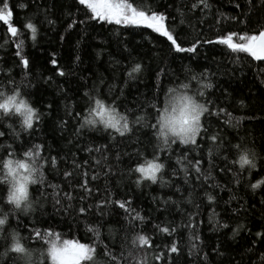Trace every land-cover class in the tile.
I'll list each match as a JSON object with an SVG mask.
<instances>
[{"label":"trees","instance_id":"trees-1","mask_svg":"<svg viewBox=\"0 0 264 264\" xmlns=\"http://www.w3.org/2000/svg\"><path fill=\"white\" fill-rule=\"evenodd\" d=\"M131 2V0H129ZM140 0H137L139 4ZM145 2L152 4L154 7L159 6L160 11L166 8L169 17L166 21V26L171 27L172 17L176 16L175 0H145ZM235 0H212L213 9L211 17L208 18L207 23L199 24L198 18L200 13L196 12L192 19L194 27H187L181 25L176 31L183 33L187 30L190 35L182 37L178 43L182 47H188L195 42L197 32L201 33L200 38H207L216 41L222 36H226L228 31H239L243 33L248 31L251 34L252 28L255 24L251 21L255 20L257 16H264V9H256L250 20V28L244 29L242 25H237L234 22L226 21L221 25L215 24L216 16L219 12L225 15H237L240 11L245 9V0H239L241 9L234 6ZM24 3L27 7L21 9L19 5ZM253 3L259 5L260 0H253ZM9 9L12 16L9 19L11 26L16 27L18 33H21L20 39L24 40L23 55L29 58L31 62V74L23 80L21 78L23 72L21 68H16V81L20 84L21 96L19 98L25 99L29 106L34 107L37 113H43L39 121H33V129L23 130V116L17 114L12 110L11 115L5 117L0 115V131L5 133L0 136V160H25L29 158L23 156V152L28 150L33 144H40L41 158L47 161L45 163V180L43 187L39 185H32L31 196L35 201L41 192L46 196L52 193L53 189L49 187L50 184L58 185L63 195L64 192H73L77 197L84 195L82 190L75 187L79 183H83L85 179L91 181V175L96 169L95 160L91 159L89 153L84 151L85 147L95 148L97 145L104 146L111 144L108 131L100 129L99 131L84 127L81 130L79 137L73 135L75 129L79 127V122L83 117L88 115L87 97L84 96L85 88L91 89L93 83L98 89H102L97 93L96 98L101 99L106 106L116 108V111L128 115L126 109L135 110L144 105L143 111H151V123H156V114L158 109L165 107L166 95L169 87H175L178 84L189 83L190 86L203 89V83L211 82L212 89H203L206 93V98L215 99L220 107L226 108L232 113L233 117H244L240 120L239 127H235V119H233V126L229 127L224 124L227 119L224 114L219 118L211 117L212 130H219L223 133L226 143L229 147L221 151L219 156L215 155L213 148L214 166L209 168L208 148L209 142L200 139L202 152L192 151L189 153L190 157L201 158V167L205 170V174L211 171L214 180H209L208 183L203 182V177L199 182L196 181L195 174L191 177V183L195 186L197 183L200 186L195 187L192 196L189 193L192 191L188 185L184 183L183 173L177 176L170 175V169L175 166L180 168L181 165L176 164V154L180 147L177 142L173 146L175 151L169 157L168 152L161 151L159 159L156 162L165 163V168L162 169L163 179L165 181L171 179L173 181L172 187H161L159 182L153 184L150 181L141 180L140 186L137 187L135 180L140 177L139 173L128 174L129 169H134L137 164H144L153 160L156 156L153 148L149 146V140L156 144V138L152 134L150 128L144 129L142 132L137 131L131 139L139 137L141 143H131L129 139L120 138L116 134V144L113 145L109 152L111 159L108 161L114 166L115 175L108 178L107 183L110 184L114 198L131 200L132 209L140 211L142 216L148 219L141 225L143 233L151 238L152 248L144 249L136 254L135 264H143L141 257L147 260V264H161V261L154 260V255L163 257L164 264H171L172 257L176 254H169L167 251L170 246L171 239L167 234L160 233L153 225L160 224L161 226H169L166 222L175 220L180 222V215L175 213V206H172L171 213L164 211H157L160 207L161 200L159 198L172 197L173 201L181 202V206L185 212L193 211L194 206L184 203L185 198L195 200L196 204L203 203L199 215L194 217L196 224L199 225L202 236L201 247L203 251L199 253L200 256L207 254L209 256V264H252L253 261L259 259V251L255 255L245 252L247 246L251 245L255 238V232L261 230L264 226V205L261 200L264 199V184H261L258 189L253 191L249 182H256L264 179V62H257L252 60L247 54H231L226 45H219L216 43L206 44L202 43L198 46V50L194 53H176L171 47V42L167 37L161 36L159 33L153 32L143 26H129L127 30H121L124 26L109 25L107 23L95 24L94 27H89L86 32L82 31L83 26L77 25L74 30L66 31V17L69 11L75 13L77 11L76 4L73 0H8ZM3 6V0H0V7ZM82 8L84 6H81ZM50 11L49 19L54 20L55 26L49 25L45 21V16L42 14L45 10ZM35 17L33 22L37 25L36 40L31 38L30 30H25V24L29 19ZM81 20L84 16L81 14ZM8 24L0 21V68L7 71L13 66V63H19V57L15 56L17 48L15 43H12L13 37L8 33ZM63 34L65 39L61 41L60 36ZM83 35V40H81ZM8 43H5V41ZM238 40V38L234 39ZM77 41H80V46L77 48ZM127 49V51L125 50ZM79 54L81 61H75V56ZM239 55L241 59H246L249 63L246 65L237 66L231 63V59H235ZM52 59L57 60V64L51 63ZM75 61L76 67L73 68ZM135 63L141 64L139 72L131 73V77H127L126 73L131 71ZM185 66L191 69V72L185 71ZM238 67H243V71L234 70ZM57 68H65V70L72 71L75 74L67 77H60ZM213 75L209 80H204L200 75L205 70ZM41 75L45 78L52 79L45 82V79L40 78ZM196 75L197 80H192L191 76ZM83 77V79H82ZM99 78H103L101 83ZM199 81V83H197ZM31 82V83H29ZM63 85L64 93L57 94V86ZM5 92L2 102L7 96L12 95L13 91L8 88L0 89ZM67 97L73 98L72 101H66ZM243 100L245 106L241 107L238 101ZM155 103L156 108H151V104ZM51 105V107H49ZM95 106V101L92 105ZM211 107V106H210ZM74 109L80 115H73L71 118L65 115L66 111ZM0 112H3L0 110ZM141 112H135V115H141ZM204 119V118H202ZM67 120L66 130L62 129L58 121ZM207 123V120H205ZM110 131V130H109ZM19 134V139H16L15 134ZM28 133H32L29 135ZM128 136V134H126ZM241 138L243 142L241 143ZM72 140L71 146L68 141ZM231 144H240L253 148L258 153L257 169L252 170L251 173L245 167L244 170L233 163L235 160V148H231ZM11 145V148L8 147ZM23 145V147H21ZM119 148L121 153H128L122 155L121 161L117 166L115 160L116 148ZM139 151V154L137 150ZM12 153L9 155V153ZM75 153L77 162L83 164L85 160L89 163L84 165L80 170V174L73 175V187H70L65 177L64 171H73L71 156ZM67 155L69 158L66 161H58L60 169L59 175L51 170L50 159L52 156ZM93 156H98L99 153H92ZM227 156V159H224ZM183 163V162H182ZM223 169V171H221ZM87 172V177L83 176ZM194 173V169H191ZM123 173V174H122ZM234 173H238L242 177L239 183L236 182ZM3 174L0 173V177ZM158 178L160 173L157 174ZM106 181L103 177L99 181L91 182L90 186L93 188V196L85 201V206L88 203H95L98 199H102L105 195L104 185ZM212 184L213 187H209ZM246 184L248 186L246 187ZM180 187V191H176V187ZM96 188L101 189L99 193L95 191ZM0 190H2L3 204H7L4 197L6 196L7 186L0 183ZM207 190L213 195L214 200L208 201L204 195ZM235 196V199L231 197ZM153 197L156 201L153 202ZM216 198H219V204L216 203ZM77 204L75 211L65 213L63 209L53 207L51 198L44 205L42 212L36 213H19V219L15 215H10L11 224L8 228H13L19 231L22 244L28 247L43 248L47 247L43 240L36 241L30 237L34 229H39L42 233L45 229L53 233H57L62 239H70L79 241L81 243L91 242L96 240L92 233L85 232V226L80 224L77 226L74 217L78 214V200L73 202ZM243 206V207H241ZM33 207H36L34 204ZM9 206L4 207L6 212ZM218 215L214 219L220 222H228L227 229H221L219 232L210 230L212 223L209 222V217L212 215V210ZM233 209H239V216L232 214ZM91 220L98 219L96 209L91 210ZM123 210L116 209V214L106 217L107 223L100 229V239L108 243L109 232L113 227L119 228L122 223ZM245 224V229L240 231V234L229 239L232 235V229L238 224ZM249 231L251 235H249ZM181 236H187L185 230H181ZM27 238V239H24ZM90 238V239H89ZM221 245V251L224 256H218L213 252V248L217 243ZM199 243V242H198ZM183 248V256L176 259V264H184V261H192V257L188 255V247L185 244L181 245ZM264 248V246H261ZM112 250V249H109ZM119 245H117V251ZM4 249L0 248V252ZM103 248L97 249V264H107V260L103 257ZM244 254L243 261L241 255ZM251 257V259H249ZM3 264V262H0ZM44 264H51L50 260H45ZM83 264V262H82ZM126 264H134L133 260L129 259Z\"/></svg>","mask_w":264,"mask_h":264},{"label":"snow or ice","instance_id":"snow-or-ice-1","mask_svg":"<svg viewBox=\"0 0 264 264\" xmlns=\"http://www.w3.org/2000/svg\"><path fill=\"white\" fill-rule=\"evenodd\" d=\"M231 2V0H230ZM73 3L77 6V11L72 13L68 12L65 23H66V31L74 30L75 26L82 25V31L86 32L89 27H94L95 24H100L103 27L104 23L109 25H117L124 26L121 30H127L129 26H144L147 29H151L155 33H159L161 36L167 37V40L171 42V47L174 48L176 53H194L198 50V46L202 43L206 44H219L226 45L227 49L230 50L229 55L231 54H247V56L251 57L252 60L257 62H264V16H257V18L251 21L252 24H255V28H252L251 34L248 31H244L243 33L239 31H228L226 36H222L218 38L216 41L200 38L201 33L197 32V37L195 42L191 43L188 47H182L178 40L182 37H187L190 33L185 30L183 33L176 31L181 25H186L187 27H194L192 24L191 17L194 16L196 12H199L198 23L205 24L208 21V18L211 17L213 3L212 0H175V11L176 16L172 17L171 27L166 26V21L168 20V16L166 13L168 9L166 8L164 11H160L159 6H153L150 3L145 2V0H140L139 4H137V0H73ZM81 6H84L83 8ZM234 6L237 9H241V3L239 0H235ZM21 9L27 7L26 4L21 3L19 5ZM264 9V0H260L259 5L253 3V0H245V9L240 11L237 15H225L222 12H219L215 19V24L217 26L221 25L222 22L231 21L237 25H242L244 29L250 28V20L256 9ZM45 16V21L49 25L55 26V21L49 19L50 15L49 10H45L42 13ZM84 16V19H80V15ZM12 16V12L9 9L8 0H3V6L0 7V21H3L5 24H8V33L13 37L12 43H15L17 51L15 52V56L19 57V63H13V66L8 68L5 71L3 68H0V89L8 88L13 91L12 95L7 96L2 102H0V110L3 111L5 117L11 115L12 110L15 113L23 116V130L27 131L28 129H33V121L34 119L39 121L41 115L43 113H37V110L34 107L29 106V103L22 98L20 91V84L16 81V68H21L23 72V76L21 78V84L23 80L27 78L31 74V62L29 58H25L22 52L23 45L25 43L24 40L20 39L21 33H18L16 27L11 26L9 23V19ZM35 17L29 19V22L25 24V30H30L31 38L33 41L36 40L37 35V25L33 22ZM238 38V40L234 39ZM61 41L65 39V36L61 34ZM81 40H83V35H81ZM5 43H8L7 39ZM80 46V41H77V48ZM3 47V45H0ZM127 51V49H125ZM75 61H81V56L77 54L75 56ZM75 61L73 62V68L76 67ZM51 63L53 65L57 64L56 59H52ZM231 63L237 66L246 65L249 63L246 59H241L239 55L235 59H231ZM141 70V64L135 63L134 67L131 68V71L126 73L127 77H131V73L139 72ZM243 71V67H238V69ZM186 72H191V69L185 66ZM261 72H264V69H260ZM58 75L60 77H67L69 75H74L75 73L72 71L65 70V68H57ZM204 80H209L210 76L213 75L209 73L206 69L204 72L200 74ZM40 78L45 79V82L52 79L51 77H43L41 75ZM83 79V77H82ZM101 83H103V78H99ZM192 80H197L196 75L191 76ZM31 83V82H29ZM181 87H187V85L181 84ZM84 96L87 97L88 102V115L83 117V121L79 122V127L75 129L73 135L79 137L81 135V130L84 128L83 123L87 122L91 124V129H95L99 131L100 129L96 128L95 125L97 121L103 125L105 131H108L109 138L111 144L100 146L97 145L95 148L93 147H85L84 151L89 153L91 159L95 160V168L99 169L93 171L91 175V181L85 179L83 183L77 184L75 187L82 190L84 195L77 197L73 194V192H64L63 195H60L62 189L59 188L58 185L50 184L49 187L53 189L52 193L48 196L45 193L41 192L39 196H37L36 200L33 203L36 207H31V210L27 213H36L42 212L44 205L48 202V199L51 198L53 202V207L59 209H63L65 213H69L71 211H75L77 204H74V201L78 200V214L74 217L77 226L80 224L85 226L86 236L87 233H92L96 240L86 243H81L79 241H74L70 239H62L61 236L57 233H53L48 229H45L43 233L39 229H34L33 234H30L32 239L36 241L43 240L47 245L46 248V257L43 252L40 255V264H44V261L50 260L51 264H97V249L103 248V257L107 260V264H126V261L129 259L133 260L134 264L136 261V254L144 249V246H147L148 249L152 248L151 238L143 233V228L141 225L148 219L145 216H142L140 211H135L132 209L131 204L133 203L131 200L127 199H117L114 198V193L112 192L111 186L107 183L108 178L110 176L115 175L114 166L108 161L111 159V154L109 149L116 144V134L119 135L120 138L129 139L131 143L140 144L141 141L138 136L135 139H131L132 136L137 131H143L144 129L150 128L152 130V134L157 139V129L158 126L163 128V121L165 119L164 112L167 110L165 107L164 111L160 109L157 110L156 119H159L161 123L158 125L157 123H151L152 112L151 111H143L144 105L136 108L135 110L126 109L128 115H125L120 120L115 119L116 108L112 106H106L101 99L96 98L97 93L102 91V89H98L96 84L93 83L91 89L87 88V85L84 86ZM213 84L211 82L203 83V89H212ZM200 90V97L202 98L203 105H193L191 114L189 115L188 122L181 129L182 138L179 140V146H188V147H180L179 152L176 154V164L181 165L180 168H176L173 166L170 169L171 176H177L180 173H183L184 183L192 189L189 193L191 197L193 192L195 191V187L200 186L197 183L195 186L191 183V177L195 174L196 181L199 182L201 177H203V182L208 183L209 180H214L211 171H208L205 174V170L202 169V159L195 158L193 163V158L190 157L189 153L192 151L202 152L203 149L200 145V139L202 138L204 141L209 142L208 148V156L209 159V168L214 166V160L211 159L213 155L212 149H215V155L219 156L221 151L226 150L229 147V143H226L225 137L221 131L218 129L212 130L211 117L219 118L221 114L227 117L224 120V124L232 127L233 119H235V127H239L240 120L244 119V117H233L232 113L229 112L226 108L220 107L215 99L206 98V93L204 90ZM173 89L171 87L168 88L165 93L166 98L169 93H172ZM64 93L63 85L57 86V94L61 95ZM4 92L0 91V96H3ZM66 101H72L73 98L67 97L65 94ZM95 101V106L92 105V101ZM241 107H244V101H238ZM211 106V107H210ZM51 107V105H49ZM151 108H156V104L152 103ZM135 112H141V115H135ZM65 115L71 118L73 115L79 116L80 113L76 112L74 109H69L66 111ZM129 117L132 119L130 120ZM204 118V119H202ZM207 120V123H205ZM67 120L58 121L60 127L66 130ZM110 130V131H109ZM32 135V133H28ZM128 134V136H126ZM5 133L0 131V136H4ZM16 139H19V134H15ZM243 142V138H241V143ZM68 145L71 146L72 140L70 139ZM149 146H151L156 153V156L153 160H150L147 165L137 164L134 169H129L128 174L131 175L134 173H139L140 177L135 180V184L137 187L140 186L141 180L150 181L155 184L159 182L161 187H172L173 181L171 179L165 181L163 179L162 169L165 168V163L156 162L159 159V153L161 151H167L169 157L175 151L173 146L177 145V141L173 139L169 142L167 139L164 141V146L161 148L157 146V144H153L151 140L148 142ZM240 144H231V148H238ZM3 145H0V148H3ZM11 148V145H8ZM23 147V145L21 146ZM41 145L33 144L28 150L23 152V156L29 158V161L32 164H35L39 160V168L31 167L25 160H16L13 162L12 160H5L3 163V167L6 170L4 175L0 177V183L4 184L3 181L8 177H12L17 183H19L18 178L23 174L24 171H29L30 176L39 172L41 177L40 181L37 183L33 180V185H39L43 187L46 183L45 180V163L47 161L41 158ZM116 156L115 160L117 162V166L121 161L122 155H128V153H121L119 148L115 149ZM139 149L137 150L139 154ZM246 151L251 153L252 159L251 161L247 159V157H241L242 163L240 170H244V165L247 164V170L249 173L252 170L257 169V159L258 153L250 147H247ZM99 153L98 156H93L92 153ZM12 153L10 152L9 155ZM68 156L65 154L63 156L57 155L52 156L50 159L51 170L54 171L57 175H59L60 169L58 167V161H66L68 160ZM224 159H227V156H224ZM73 171H64L63 176L68 182L70 187H73V175H79L80 170L84 167V165L89 163V160H85L83 164L77 162L75 158V153H72L71 156ZM183 162V163H182ZM233 163H236L235 161ZM194 169V173L191 171ZM223 171V169H221ZM160 173V177L158 178L157 174ZM123 174V173H122ZM88 173L85 171L83 173L84 177H87ZM236 177V182L239 183L242 179L238 173H234ZM103 177L106 181L104 185L105 195L102 199H98L94 204L88 203L85 206V201L93 196V188L90 186L91 182L99 181ZM250 183V187L253 191L258 189L261 184H264V179L257 180L256 182ZM5 185V184H4ZM248 184H246V187ZM209 187H213L212 184H209ZM95 191L99 193L101 189L96 188ZM176 191H180V187H176ZM204 195L206 196L208 201H213L214 197L207 190L204 191ZM2 190H0V211H3L4 207L9 206L8 204H3L2 201ZM233 196L231 199H235ZM156 197H153V202L156 201ZM161 205L157 208V211H164L166 213H171L172 206H175V213L179 214L181 219L180 222L177 223L175 220L167 221L166 223L169 226H161L160 224L153 225L154 229H157L160 233L167 234L169 237H174L171 239L170 246H168L167 251L169 254H176V256L172 257L171 264H176V259L183 256V248L182 244L187 245L188 247V255L192 257V261H184V264H209V256L205 254L204 256H200L199 253L203 251L201 247L202 236L199 225L196 224L194 217L199 215L201 207H203V203L196 204L194 199L185 198L183 200L184 203L194 206L193 211L185 212V209L181 206V202L173 201L172 197L169 196L166 199L161 197ZM7 200L15 201L17 207H19V199L17 198V192L15 188L7 189ZM216 203L219 204V198H216ZM261 204L264 205V199L261 200ZM95 207L96 215L98 219L91 220L90 216L92 215L91 209ZM243 207V206H241ZM116 209L123 210L122 223L119 228L113 227L109 232V242H103L101 237L100 229L105 226L107 223L106 217L112 216L116 214ZM212 215L209 217V222L212 223L213 231L219 232L221 229H227L229 227L228 222H220L214 219L215 210H212ZM19 213L14 212L12 215L17 216L19 219ZM232 214L239 216L240 210L233 209ZM9 215L7 213L4 214L3 218H0V248H3L4 251L0 252V262L3 264H22V262H26V264H34V258L32 253L44 249L43 246L40 248L28 247L26 244H21V237L19 231L15 229L13 234V243L11 247L8 246L7 241V232L8 226L3 227L5 221H7V225L11 224V220L9 219ZM245 224H238L237 227L232 229V235L229 239H233L237 235L240 234V231L245 229ZM181 230H185L187 233L186 239L181 236ZM249 235L251 232L249 231ZM255 238L252 240L251 245L247 246L245 252L252 253L253 255L259 251V259L253 261L252 264H264V226H262L261 230L255 232ZM27 239V238H24ZM90 239V238H89ZM199 242V243H198ZM117 245H119V250L117 251ZM112 249V250H109ZM213 252H215L218 256H224V252L221 251V245L219 242L217 246L213 248ZM241 255V261H243L244 254ZM154 260L161 261V264H164L163 257L160 255H154ZM251 259V257H249ZM143 264H147V260L144 257H141ZM231 264V261H229Z\"/></svg>","mask_w":264,"mask_h":264},{"label":"clouds","instance_id":"clouds-1","mask_svg":"<svg viewBox=\"0 0 264 264\" xmlns=\"http://www.w3.org/2000/svg\"><path fill=\"white\" fill-rule=\"evenodd\" d=\"M197 83H199V81H197ZM184 85H187V87H181L180 84L176 85L175 87H171L173 89V92L167 95V99L165 101V107L167 110L164 112L165 119L163 121V128L161 129L158 126L157 129L156 144L161 148L164 146L165 139H167L169 142H171L173 139L179 142V140L182 138L181 129L187 124L193 105H203L202 98L200 97V89L195 86H190L189 83H184ZM5 94L6 91L4 92V95ZM3 96H0V99H3ZM165 107L162 108L161 111H164ZM3 114V112H0V115ZM114 115L115 119L120 120L122 123L121 118L124 117L125 114L116 111V114ZM83 119L84 118H82V121ZM129 119L131 120L132 118L129 117ZM156 123L159 125L161 121L159 119H156ZM91 126L92 125L87 122L83 123V127ZM95 127L104 130L103 125L100 124L99 121H97ZM246 149L247 146L245 145H240L238 148H235L234 161L236 162L235 164L239 168L241 167L242 163L241 157H247V159L250 161L252 159L251 153L249 151H246ZM27 163L31 167L39 168L40 162L38 160L35 164H32L31 161H28ZM244 167H248V165L245 164ZM5 172L6 170L3 167V161L0 160V173L4 175ZM29 172L30 170L23 172V174L18 178L19 183L13 180L12 177H8L6 180L3 181V183L7 186V189H16L17 198L19 199V207H17L15 201L7 200L6 192V196L4 197V199L9 205V209L6 212L4 210L0 211V218H3L5 213H7L9 216L12 215L14 212L27 214L26 209L30 211L31 207H33L34 203L31 196V187L33 185V180L38 183L41 177L39 175V172L32 174L31 176ZM3 227H7V221H5ZM14 232L15 229L8 228L7 241L9 247H11L13 243ZM46 248L47 247L32 253L34 258V264H40L41 252H43L46 257ZM22 264H26V262H22Z\"/></svg>","mask_w":264,"mask_h":264},{"label":"rangeland","instance_id":"rangeland-1","mask_svg":"<svg viewBox=\"0 0 264 264\" xmlns=\"http://www.w3.org/2000/svg\"><path fill=\"white\" fill-rule=\"evenodd\" d=\"M144 27V26H143Z\"/></svg>","mask_w":264,"mask_h":264}]
</instances>
